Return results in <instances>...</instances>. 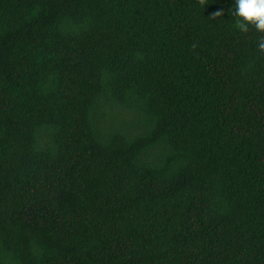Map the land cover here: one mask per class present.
<instances>
[{"label": "trees", "instance_id": "16d2710c", "mask_svg": "<svg viewBox=\"0 0 264 264\" xmlns=\"http://www.w3.org/2000/svg\"><path fill=\"white\" fill-rule=\"evenodd\" d=\"M232 7L0 0V264H264V52Z\"/></svg>", "mask_w": 264, "mask_h": 264}, {"label": "clouds", "instance_id": "9594fccd", "mask_svg": "<svg viewBox=\"0 0 264 264\" xmlns=\"http://www.w3.org/2000/svg\"><path fill=\"white\" fill-rule=\"evenodd\" d=\"M201 3H205V0H201ZM224 14V9L217 10L211 19L223 17ZM229 14L235 18L234 27L240 33L247 34L250 29H254L261 35L257 48L264 52V0H233Z\"/></svg>", "mask_w": 264, "mask_h": 264}]
</instances>
